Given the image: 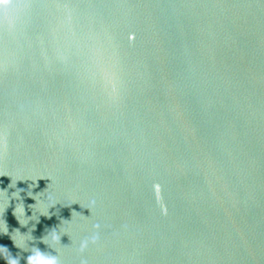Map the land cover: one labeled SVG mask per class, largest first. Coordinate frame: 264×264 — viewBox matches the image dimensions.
Returning a JSON list of instances; mask_svg holds the SVG:
<instances>
[{
  "label": "water",
  "instance_id": "water-1",
  "mask_svg": "<svg viewBox=\"0 0 264 264\" xmlns=\"http://www.w3.org/2000/svg\"><path fill=\"white\" fill-rule=\"evenodd\" d=\"M36 249L264 264V0L0 3V264Z\"/></svg>",
  "mask_w": 264,
  "mask_h": 264
},
{
  "label": "clouds",
  "instance_id": "clouds-1",
  "mask_svg": "<svg viewBox=\"0 0 264 264\" xmlns=\"http://www.w3.org/2000/svg\"><path fill=\"white\" fill-rule=\"evenodd\" d=\"M0 3H6V0H0ZM97 227H99L97 225ZM58 237L53 236V239H57ZM60 239V237H59ZM99 240V235H95L91 238L92 243H96ZM88 241H84L82 244V248L87 246ZM8 264H18V260L12 258L11 260H8ZM28 264H58V260L56 256H51L42 253L39 249H36L35 252H33L32 255L28 257ZM81 264H87L86 261H81Z\"/></svg>",
  "mask_w": 264,
  "mask_h": 264
}]
</instances>
